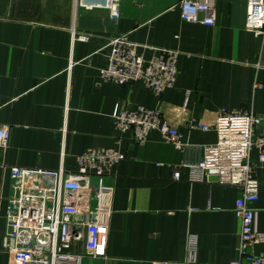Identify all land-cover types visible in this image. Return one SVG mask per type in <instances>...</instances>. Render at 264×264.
<instances>
[{
	"label": "crops",
	"instance_id": "0c3cea01",
	"mask_svg": "<svg viewBox=\"0 0 264 264\" xmlns=\"http://www.w3.org/2000/svg\"><path fill=\"white\" fill-rule=\"evenodd\" d=\"M179 0H119V18L105 10L75 8L73 0H0V126L9 130L0 148V264H12L2 245L13 211L16 166L72 170L87 149L114 147L122 159L99 179L82 182L79 206L107 223L102 256L85 251L86 231L67 252L80 264H227L237 256L239 222L232 209L239 190L215 181L188 180L181 161H194L214 143L220 112L252 110L264 129V35L244 27L246 0H216L212 25L180 19ZM87 34L85 40L78 37ZM126 34L149 57V46L178 51L173 88L155 95L128 82L102 81L109 37ZM261 86L253 89V83ZM116 103L156 108L180 132L184 150L151 131L137 144L115 134ZM117 139L118 142H117ZM255 227L264 234V162L257 163ZM179 171V178L173 172ZM250 252L264 255V242Z\"/></svg>",
	"mask_w": 264,
	"mask_h": 264
},
{
	"label": "built area",
	"instance_id": "2783aa9c",
	"mask_svg": "<svg viewBox=\"0 0 264 264\" xmlns=\"http://www.w3.org/2000/svg\"><path fill=\"white\" fill-rule=\"evenodd\" d=\"M216 0H179L177 7L182 21L212 25L215 22ZM75 8L103 9L116 22L119 0H73ZM244 27L255 35H264V0H246ZM85 40L87 34L78 37ZM107 64L99 69L102 81L114 84L136 83L159 95L174 87L177 74L178 51L149 46V57L137 51L138 44L126 34L109 37ZM253 83V89L259 88ZM113 130L121 136L130 132L132 140L140 144L151 131H158L176 148L184 150L179 130L170 125L156 108L144 105L127 106L116 103L111 113ZM260 118L252 110L220 112L212 125L190 123V127L213 130L214 143L200 148L194 161H181L188 170V180L215 182L239 190L232 212L239 222L237 256L227 264H264V255L250 252L253 242H264V234L255 227L258 183L254 175L255 162L249 158L251 149L257 150V163L264 162V129L254 138ZM9 130L0 126V148L8 145ZM119 139H117L118 142ZM122 159L114 147L87 149L76 157L72 170L62 166L47 169L16 166V188L13 211L2 245L10 251L12 264H80L81 255L67 252L72 242L80 238V228L86 231L85 251L91 256H102L105 249L107 223L97 220V213L79 206L78 195L82 182L110 174L111 168ZM179 171L173 178H179ZM191 264L194 239L188 240ZM151 264H176L154 261Z\"/></svg>",
	"mask_w": 264,
	"mask_h": 264
},
{
	"label": "water",
	"instance_id": "95a60500",
	"mask_svg": "<svg viewBox=\"0 0 264 264\" xmlns=\"http://www.w3.org/2000/svg\"><path fill=\"white\" fill-rule=\"evenodd\" d=\"M208 179L209 180H212V181H215L216 180V177L215 176H210Z\"/></svg>",
	"mask_w": 264,
	"mask_h": 264
}]
</instances>
